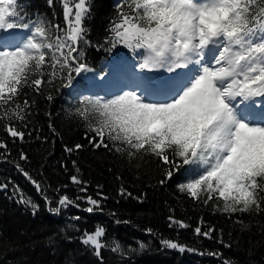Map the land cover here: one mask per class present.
<instances>
[{
  "label": "snow or ice",
  "instance_id": "obj_1",
  "mask_svg": "<svg viewBox=\"0 0 264 264\" xmlns=\"http://www.w3.org/2000/svg\"><path fill=\"white\" fill-rule=\"evenodd\" d=\"M47 2L53 7L56 0ZM59 3L62 23L33 18L20 0H0V120L30 118L35 101L25 89L44 95L48 85L57 91L73 88L77 77L94 71L85 56L93 0ZM107 32L109 51L122 46L139 57L141 71L163 69L171 75L146 77V83L110 98L83 97L75 112L95 134L89 143L130 162L155 157L164 166L161 184L183 169L191 178L178 185L181 192L204 206L211 202L214 212L247 228L238 213H264V0H122ZM4 130L24 141L25 133L12 124ZM0 149L6 151L7 144L0 141ZM20 159H27L23 152ZM17 167L51 205L41 182ZM71 181L82 184L77 176ZM15 194L35 215L38 205L18 188ZM121 195L131 193L122 188ZM87 203L89 213L100 208L90 196ZM73 204L59 195L49 210L58 214ZM211 231L195 229L208 238ZM105 232L103 227L86 232L81 243L101 257V250L109 248L101 239ZM162 243L185 251L177 242ZM114 244L110 250L116 253L121 245ZM222 264L232 262L225 258Z\"/></svg>",
  "mask_w": 264,
  "mask_h": 264
},
{
  "label": "trees",
  "instance_id": "obj_2",
  "mask_svg": "<svg viewBox=\"0 0 264 264\" xmlns=\"http://www.w3.org/2000/svg\"><path fill=\"white\" fill-rule=\"evenodd\" d=\"M28 1L31 6L25 9L33 18L45 15L63 22L59 0L53 7L47 0ZM121 2L93 0L92 16L87 21L91 44L85 48L89 64L122 50L118 46L109 51L104 43ZM25 91L27 98L35 101L30 118L26 122L0 120V141L7 144L6 151L0 149V185L8 186L0 188V264H222L225 258L232 264H264V213H238L248 225L242 228L235 218L214 212L211 202L204 206L181 192L178 185L184 183L183 169L161 184L166 179L164 166L155 157L130 162L115 151L94 147L89 143L95 135L89 121L75 112L82 105L65 88L57 91L48 85L44 95ZM5 124L23 131L24 141L8 135ZM76 145L82 147L77 149ZM21 152L26 160L20 159ZM18 165L41 182L51 205H44V198ZM72 176L82 184L72 183ZM17 188L38 205L35 215L31 207L18 202ZM122 188L131 196L121 195ZM65 194L74 204L64 207L62 216L53 214L49 209ZM89 196L100 202V208L92 213L86 211L91 207ZM173 220L188 227L181 228ZM98 227L106 230L101 239L109 245L101 250V257L81 243L84 233H94ZM197 227L201 232L211 229L212 238L197 235ZM165 240L177 242L185 251L162 246ZM114 241L121 245L116 253L110 250ZM140 243L145 245L143 249ZM229 244L231 247L225 246Z\"/></svg>",
  "mask_w": 264,
  "mask_h": 264
}]
</instances>
